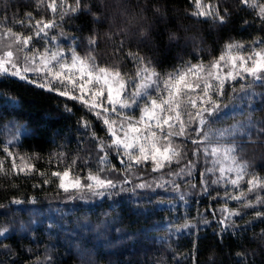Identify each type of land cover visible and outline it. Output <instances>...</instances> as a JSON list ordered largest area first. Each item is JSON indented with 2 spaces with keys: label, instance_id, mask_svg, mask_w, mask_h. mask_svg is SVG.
I'll use <instances>...</instances> for the list:
<instances>
[{
  "label": "snow or ice",
  "instance_id": "obj_1",
  "mask_svg": "<svg viewBox=\"0 0 264 264\" xmlns=\"http://www.w3.org/2000/svg\"><path fill=\"white\" fill-rule=\"evenodd\" d=\"M172 15L168 0H0V100L26 86L65 122L45 153L24 149L44 131L0 116V264H96L128 241L136 264H200L209 236L206 264L226 241L232 264H264V164L247 158L264 160V0H187L193 27ZM85 206L95 224L70 218Z\"/></svg>",
  "mask_w": 264,
  "mask_h": 264
},
{
  "label": "trees",
  "instance_id": "obj_2",
  "mask_svg": "<svg viewBox=\"0 0 264 264\" xmlns=\"http://www.w3.org/2000/svg\"><path fill=\"white\" fill-rule=\"evenodd\" d=\"M169 8L171 10L172 20L174 23L167 25L169 28H176L180 25L184 27H193L190 21L183 19V10L187 7V0H168ZM79 23H87V21H80ZM164 25H161L160 31L161 36L157 41L159 45V51L152 53L154 59L164 60L166 57L165 49L167 47V36L163 34ZM195 30V28H193ZM191 34V33H189ZM212 39H216L212 37ZM211 42V41H209ZM171 62V57H167V61L165 62V67L169 66ZM12 89H14V94L17 96L19 103L18 105H5L3 100H0V116L5 118V122L7 120H17L19 123L24 124L29 127H39L42 131L45 132V136L39 137L35 140H24V149H43L46 153L49 149L48 141L50 140V134L55 133L57 131L63 130L65 127V122L59 117L56 108L57 104L54 99H45L41 96H37L35 92L30 91L26 86L20 87L17 85H10ZM23 150V149H22ZM248 159H253L256 165L264 164V160H261L260 155L256 154L253 156L251 152L247 154ZM31 187L29 184H24L22 186V194H30ZM43 199V196L41 197ZM5 193L0 192V202H4ZM53 204L58 203V201H52ZM47 204L48 202L44 200L43 204L39 207L44 208L45 214H47ZM103 211V210H101ZM87 215V221L95 224L97 222V214L89 213L87 206L79 208L73 215L70 216L72 220H75L77 217L83 218ZM167 216L165 213H161L160 216L156 217L157 221L161 219H166ZM18 220L27 221L29 219V214L24 213L20 214L16 217ZM100 219H103L101 216ZM0 222H3V218H0ZM127 224L128 221H125ZM146 225L141 221L139 224H134L130 228H126V231L135 232L140 228H144ZM256 231H259L257 229ZM150 235H164L163 232L159 233H150ZM203 235V233H202ZM180 244V250L187 252L190 243L188 240H180L178 241ZM231 243L230 241L225 242V246L216 248V259L218 264H232L234 254H235V245L232 247H228L227 245ZM132 241H128L124 244H118L116 246H109L100 249L99 255H94L92 258L96 261V264H136V262L143 261L145 257L143 255L140 256H131L126 255L124 252L130 248ZM145 247L151 248L152 245L150 242H145ZM214 246V242L211 237L206 241H202L200 243V264H206V261L209 256V249ZM246 247H255V245H245ZM229 253H232L230 257ZM61 254L63 255V250H61ZM161 254L163 252L161 251ZM151 255V254H150ZM64 260L67 261V264H80L79 258L75 251L71 256H64ZM259 260V256L257 257Z\"/></svg>",
  "mask_w": 264,
  "mask_h": 264
}]
</instances>
